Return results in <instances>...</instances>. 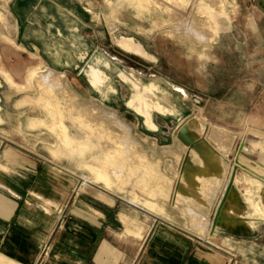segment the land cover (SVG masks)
<instances>
[{
	"label": "crops",
	"instance_id": "crops-1",
	"mask_svg": "<svg viewBox=\"0 0 264 264\" xmlns=\"http://www.w3.org/2000/svg\"><path fill=\"white\" fill-rule=\"evenodd\" d=\"M183 1L0 0V264H264L263 217L250 219L245 231L220 228L211 234L208 229L192 227L173 208L164 210L163 215L144 209L140 202L105 188L121 182L123 164L128 163L125 150L116 148L100 165L85 164L93 177L83 176L76 153H83L85 145L66 132L61 120L48 124L42 118L43 108L52 113L57 110L49 96L58 74L69 84L76 83L72 78L82 72L93 86L101 83V72L91 67L101 70L108 65L110 30L122 28L141 35V20L158 18L152 13V2L164 9L178 6L183 15ZM252 2V11L237 13L243 23L235 22L225 30L227 55L216 61L211 76L219 91L228 92L229 114L235 115L231 119L264 135V0ZM203 13L215 19L212 13ZM212 29L203 26L191 37L208 42L215 34ZM174 32L190 37L189 29L187 33L178 28ZM123 42L127 50H141L134 36ZM31 70L42 74L35 82L44 94L30 97L22 89ZM152 93L148 86L138 85L127 101L150 127H154L153 111L168 112L151 99ZM73 96L75 99V92ZM33 98L42 112L40 117L36 112L38 123L31 129L28 100ZM223 106L218 105L219 110ZM191 113L213 125L224 123L208 113ZM77 124L89 129L90 139L100 128L83 116ZM44 127L56 128L57 141L51 147ZM205 137L223 155L234 150L238 138L210 124ZM62 143L72 155H61ZM149 144L155 151L160 148L157 140ZM239 162L246 168L236 174V182L259 214L261 209L250 195L253 185L260 184L257 176H264V150L258 161L241 155ZM177 175L178 171L174 179ZM144 186L154 193L150 185ZM172 189L173 182L170 196ZM145 204L153 210L159 207L151 201Z\"/></svg>",
	"mask_w": 264,
	"mask_h": 264
},
{
	"label": "rangeland",
	"instance_id": "rangeland-1",
	"mask_svg": "<svg viewBox=\"0 0 264 264\" xmlns=\"http://www.w3.org/2000/svg\"><path fill=\"white\" fill-rule=\"evenodd\" d=\"M201 1L184 0L181 8L185 12L183 15L179 12L178 6L177 9L170 6L164 9L152 2L155 7V12L152 13L158 18L152 20L146 16L145 19H142L140 22L141 35L122 28L113 32L110 30L107 47L108 65L101 70L91 67L101 72V83L97 87L93 86L92 83L87 82L86 76L82 72V75L72 78V80L77 79L76 83L69 84L65 77L61 76L62 74H58L60 77L55 76L56 79L54 78L56 81L54 84L57 86L54 89V84L51 85L53 91L49 96L58 105L57 110L52 113V111L43 108L45 115L42 117L48 124L61 120L67 127L66 132L77 138L80 145H85L82 147L83 153H76L77 158L79 157L77 161L81 162L77 166L82 170L83 176L93 177L85 164L100 165L116 148L121 147L125 150L128 159V163L123 164L125 170L121 182L112 188L105 187L99 181H94V183L102 185L112 194L117 193L127 200L138 201L144 209L156 211L158 215H163L164 210L173 208L184 215L187 220L185 214L171 205V196L169 195L170 185L173 182L174 186V182L179 176L181 157L178 167H176V162L181 151L185 150L184 153L186 152V147L175 136L180 118L183 120L192 114L207 125L210 124L214 129L237 136L234 150L222 154L231 163H234L235 160L239 161L241 155L254 162L258 161L264 150L263 134H257L256 131L251 132L247 126L231 119L235 115L230 116L229 114L228 92L219 91L218 82L214 83L211 76L218 64L216 61L224 60L227 55L223 48L227 45V37H224L223 34L231 24L238 21L243 23V20H238L237 13L252 11L253 2L252 0H242L239 3V0H235L236 3L232 11H228V5L223 3L226 13L223 8L222 14H216L215 19L212 18L208 21L215 30V37L209 42L188 40L187 35L184 34L177 36L174 32L177 28L183 32L189 29L191 37L198 28L208 27L204 22H196V25H193ZM126 21L132 22L131 20ZM149 34L151 35L147 36ZM130 36H134V41L139 43L145 51L142 47L141 50L138 49L141 53L127 50L123 40ZM136 46L140 48L137 44ZM91 68L86 70L90 71ZM41 76V73L38 74L31 70L28 84L22 85V89L29 93L30 97H35L37 92L44 94L42 86L35 82ZM134 83L141 86L154 85L151 99L168 109L166 113L152 112L151 121L154 127H150L144 116L135 112L127 104L134 92ZM73 92L76 95L75 99ZM45 97H47L46 93ZM28 104V123L30 128H35L38 123L36 112L40 117L39 113L42 112V109L40 105L38 106L36 98L28 100ZM222 104L224 106L219 110L218 105ZM191 112H200V115L203 116L204 113H208L224 123L218 124L219 126L213 125ZM80 116L91 119L93 123L100 126L96 136L90 139L89 129L77 124V119ZM229 120L231 121L229 122ZM117 122L124 125L126 129L120 127L121 125L119 126ZM44 128L47 130L45 140L51 142L49 143L51 147L54 145L53 142L57 141L56 128L54 127L55 131L48 127ZM155 140L160 146L157 151L152 149L149 144L155 143ZM61 145L63 147V143ZM62 149L64 152L61 155L71 154L68 153V148L63 147ZM137 160L139 162H135ZM240 165L241 168L237 169L236 174L246 168L241 163ZM177 171L178 175L174 179ZM109 172L113 174L112 169H109ZM144 183L150 185L154 193H149ZM257 186V184L253 185L250 196L253 202L260 207ZM235 187L241 195L240 207L231 211V214L236 218L228 220L227 228L218 227L215 230L222 228L231 231H245L250 219L257 221L264 218L263 208L259 214H256L252 206L247 203L236 178ZM146 201L158 204L159 207L155 210L148 208L145 204ZM192 227L194 226L192 225ZM194 228L200 231L208 229L211 234L215 232V230L211 232L209 225Z\"/></svg>",
	"mask_w": 264,
	"mask_h": 264
},
{
	"label": "water",
	"instance_id": "water-1",
	"mask_svg": "<svg viewBox=\"0 0 264 264\" xmlns=\"http://www.w3.org/2000/svg\"><path fill=\"white\" fill-rule=\"evenodd\" d=\"M223 3L228 5V11H232L235 0H202L193 25L204 22L213 28L208 22L210 17L204 13L201 15V12L218 15L223 13L224 8L226 13ZM211 36L208 42L215 34ZM187 39L193 40L189 36ZM207 126L192 114L177 125L175 136L186 147V152L181 156L171 205L185 214L194 227L209 225L213 232L218 227L227 228L228 220L236 218L231 211L241 205V195L235 187L236 172L241 165L238 160L229 162L206 139ZM257 177L260 182L256 190L258 201L260 209H264V177Z\"/></svg>",
	"mask_w": 264,
	"mask_h": 264
},
{
	"label": "bare ground",
	"instance_id": "bare-ground-1",
	"mask_svg": "<svg viewBox=\"0 0 264 264\" xmlns=\"http://www.w3.org/2000/svg\"><path fill=\"white\" fill-rule=\"evenodd\" d=\"M137 52L141 53L140 51H137ZM137 82H139V81H137ZM138 85H139L138 83H134V86L133 87L135 89H137ZM148 89H154V86L153 85H150V86H148ZM156 107H157V109H160V105L159 104H157Z\"/></svg>",
	"mask_w": 264,
	"mask_h": 264
}]
</instances>
